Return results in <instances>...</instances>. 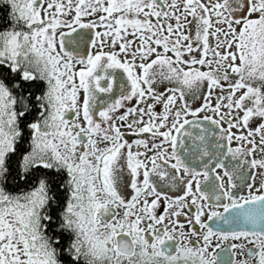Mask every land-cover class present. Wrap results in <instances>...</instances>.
<instances>
[{
  "label": "snow or ice",
  "instance_id": "snow-or-ice-1",
  "mask_svg": "<svg viewBox=\"0 0 264 264\" xmlns=\"http://www.w3.org/2000/svg\"><path fill=\"white\" fill-rule=\"evenodd\" d=\"M0 264H264V0H0Z\"/></svg>",
  "mask_w": 264,
  "mask_h": 264
},
{
  "label": "flooded vegetation",
  "instance_id": "flooded-vegetation-1",
  "mask_svg": "<svg viewBox=\"0 0 264 264\" xmlns=\"http://www.w3.org/2000/svg\"><path fill=\"white\" fill-rule=\"evenodd\" d=\"M202 102V101H201ZM194 103V105H196V106H198L197 104H196V102H193ZM157 109L159 110V106H157ZM130 138H135V137H130ZM126 175V174H125ZM173 194V192H169V195H172ZM175 194H181V193H179V192H176Z\"/></svg>",
  "mask_w": 264,
  "mask_h": 264
}]
</instances>
